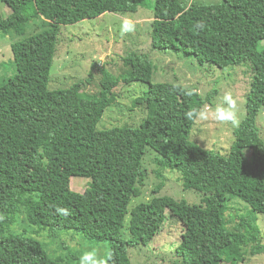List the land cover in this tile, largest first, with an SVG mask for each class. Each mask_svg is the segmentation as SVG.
I'll return each instance as SVG.
<instances>
[{"label":"trees","instance_id":"trees-1","mask_svg":"<svg viewBox=\"0 0 264 264\" xmlns=\"http://www.w3.org/2000/svg\"><path fill=\"white\" fill-rule=\"evenodd\" d=\"M2 3L11 13L5 17L0 10V35L14 39L16 74L0 83V264H70L51 257L29 231L13 230L21 221L106 241L110 251L105 264H131L128 249L151 244L168 213L184 226L177 264H245L248 255L264 254L254 217L264 214V138L257 125L264 108V0H223L217 5H185L182 0ZM139 8L154 11V50L194 56L200 65L221 69L249 65L253 77L247 114L234 130L228 156L191 140L197 121L186 113L204 108L210 97L182 84L153 83L149 54L125 56L127 69L118 78L103 63H94L92 68L103 74L97 92L85 90L82 80L49 90L63 27L106 13L130 16ZM33 23L40 29L31 31ZM120 81L148 84L134 101L146 117L138 127L98 130L107 108L119 104L115 88ZM148 147L161 156L155 159L161 168L158 176L163 170L176 171L186 190L204 195L201 204L157 196L130 209L146 184ZM246 149H251V159ZM73 177L91 180L84 193L71 189ZM234 201L251 209L230 229L226 214ZM61 208L68 214L60 213ZM128 214L129 238L124 239Z\"/></svg>","mask_w":264,"mask_h":264},{"label":"rangeland","instance_id":"rangeland-1","mask_svg":"<svg viewBox=\"0 0 264 264\" xmlns=\"http://www.w3.org/2000/svg\"><path fill=\"white\" fill-rule=\"evenodd\" d=\"M154 1V0H153ZM195 4L217 5L223 0H182ZM0 10L6 17L11 13L5 4ZM125 16L106 13L95 19H86L78 24L62 28L60 43L57 47V56L51 70L49 90L66 89L82 80L84 89L88 92H97L103 74L100 69H93L92 65L99 61L102 67L114 78L122 77L126 72L123 58L130 53L149 54L154 62L153 83H177L186 87L195 88L205 98L210 97L207 111L215 109L222 103V98L231 92L237 101L239 125L231 126L211 118L208 121H197L191 140L205 149L228 156L235 141L234 130L241 125L246 117L247 94L252 81V71L247 64L230 66L221 69L211 64L200 65L194 56H185L173 52H160L152 48V18L154 11L150 8H139L134 15L127 16L136 24L131 33H121L120 25ZM56 20L51 19V22ZM38 23H33L31 31H37ZM12 37L0 35V83L12 78L16 74L14 56L11 50ZM264 48V47H263ZM93 73V76L91 74ZM149 89L148 84L119 82L115 88L119 104L107 108L98 130H106L115 126L138 127L146 117L142 107L135 106V99L142 97ZM205 108V106H204ZM258 128L264 138V108L258 116ZM248 159L252 158L251 149L244 151ZM161 156L146 148L144 168L147 180L139 198L133 200L130 209L141 202H148L157 196H170L176 200H185L189 204H201L204 195L195 190H186L176 171L163 170L158 160ZM91 180L82 177H73L71 189L84 193L90 186ZM162 186L159 193L156 188ZM250 206L241 201H234L226 214L228 227L231 229L247 215ZM155 239L148 246L130 247L128 249L131 264H177L176 248L181 242L184 226L177 217L169 216ZM256 228L260 231L259 242L264 244V214L256 213ZM130 214L126 217L124 239L129 238ZM12 229L23 233L29 231L39 240L44 249L53 258H61L66 263L80 264V258L85 252L95 251L97 257L105 261L110 251V244L106 241L90 240L81 233L67 230H45L36 226L19 224ZM251 250V248H250ZM248 250V251H250ZM245 264H264V254L248 255Z\"/></svg>","mask_w":264,"mask_h":264},{"label":"clouds","instance_id":"clouds-1","mask_svg":"<svg viewBox=\"0 0 264 264\" xmlns=\"http://www.w3.org/2000/svg\"><path fill=\"white\" fill-rule=\"evenodd\" d=\"M136 24L133 20L125 16L122 19L120 25L121 33H131L135 30ZM192 95V92L188 93ZM208 106L202 109H193L186 113V117L190 120L196 121H208L211 118L215 119L221 123H229L231 126L236 127L239 125V117L237 114V101L234 99L231 92L225 93L222 98V103L217 104L215 109L212 111H207ZM58 211L64 215L68 214L67 209H58ZM80 264H105V261L99 259L95 251L85 252V254L80 258Z\"/></svg>","mask_w":264,"mask_h":264}]
</instances>
